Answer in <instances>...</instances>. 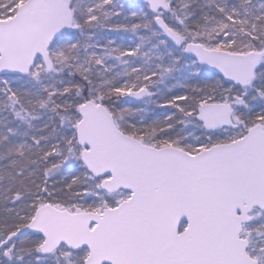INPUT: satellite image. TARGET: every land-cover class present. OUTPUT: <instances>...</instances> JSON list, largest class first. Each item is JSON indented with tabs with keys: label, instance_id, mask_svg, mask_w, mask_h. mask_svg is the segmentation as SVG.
<instances>
[{
	"label": "snow or ice",
	"instance_id": "obj_1",
	"mask_svg": "<svg viewBox=\"0 0 264 264\" xmlns=\"http://www.w3.org/2000/svg\"><path fill=\"white\" fill-rule=\"evenodd\" d=\"M0 264H264V0H0Z\"/></svg>",
	"mask_w": 264,
	"mask_h": 264
}]
</instances>
